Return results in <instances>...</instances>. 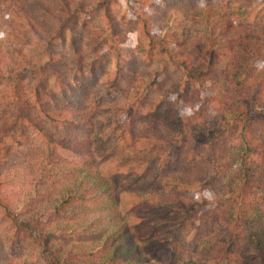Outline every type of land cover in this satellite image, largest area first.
Instances as JSON below:
<instances>
[{"label":"trees","instance_id":"16d2710c","mask_svg":"<svg viewBox=\"0 0 264 264\" xmlns=\"http://www.w3.org/2000/svg\"><path fill=\"white\" fill-rule=\"evenodd\" d=\"M255 1L0 0V264H264ZM176 11L166 41L156 30ZM122 170L167 231L145 245L121 211Z\"/></svg>","mask_w":264,"mask_h":264},{"label":"rangeland","instance_id":"374dc122","mask_svg":"<svg viewBox=\"0 0 264 264\" xmlns=\"http://www.w3.org/2000/svg\"><path fill=\"white\" fill-rule=\"evenodd\" d=\"M124 2L123 6L127 5V2ZM176 2L177 0H174L173 4H175ZM254 5L255 8L249 18L250 23H254L259 17V14L264 11L263 2L255 1ZM9 14L10 13L6 11L3 16L4 19L1 21V31L3 32H5L6 30L8 31L7 25L9 26L11 20V15ZM183 20L184 19L181 16L180 12L176 11L175 13L171 14L170 23L167 29L162 32L156 30V32L160 33L166 41L172 40L174 36L178 38L176 34L181 33L180 23L183 22ZM261 20H264V17H262ZM196 38H199V34L186 36L185 40H194ZM13 42L14 41L11 40L6 34L3 41L4 46L8 48L12 46ZM197 55L207 61L210 58L209 49L200 45L197 51ZM111 93V90H107V96L111 95ZM12 145V140L8 139L6 141V146L9 147ZM111 170L112 164L103 165L102 172H104L105 174L111 175ZM115 176V182L118 187V195L121 202L120 207L122 214L126 217L127 222L130 226V230L136 237L137 241L145 245L152 238L165 235L167 231L164 226L159 225L160 219L157 215V212L153 210V206L155 203L149 196V193H147L148 189L142 186V183L140 184L139 181L135 180L134 175L127 173L126 170H122L119 175ZM191 190L193 191V193H199L200 195H203V192L206 191V186L196 187ZM193 236L194 233H191L189 238L191 239L193 238ZM155 247L158 248L156 254H159L161 259H166V254L164 253L165 251L163 250V248L160 245H157Z\"/></svg>","mask_w":264,"mask_h":264}]
</instances>
